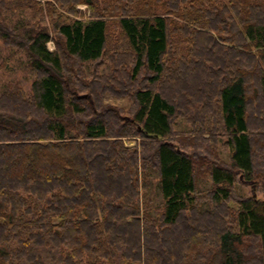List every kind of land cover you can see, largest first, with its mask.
I'll return each mask as SVG.
<instances>
[{
    "label": "trees",
    "instance_id": "1",
    "mask_svg": "<svg viewBox=\"0 0 264 264\" xmlns=\"http://www.w3.org/2000/svg\"><path fill=\"white\" fill-rule=\"evenodd\" d=\"M0 45V264H264V0H0Z\"/></svg>",
    "mask_w": 264,
    "mask_h": 264
},
{
    "label": "rangeland",
    "instance_id": "2",
    "mask_svg": "<svg viewBox=\"0 0 264 264\" xmlns=\"http://www.w3.org/2000/svg\"><path fill=\"white\" fill-rule=\"evenodd\" d=\"M80 9H84L83 7H80ZM48 48L50 50L53 49V45L51 43L48 44ZM7 51H5L2 46L0 45V63L3 60V58L5 56H7ZM11 64L9 65L11 67V72H6V69L4 67L1 68L0 70V88L3 85V82L5 81V79L7 80H13V81H17L20 83V85L22 86V88L24 89V91L28 90L29 86H30V82L32 80V74H30V72L25 69V58L23 56V54L18 55L16 58L12 59ZM100 69V66L97 67L96 71H98ZM6 80V81H7ZM86 96V95H85ZM106 104L108 105H112L115 108L121 109L123 110V116L124 118H128L129 116L127 115L128 113H132L134 108L132 106V103L129 99L124 98V99H106ZM191 127L185 123L184 120L179 119L176 121V125L173 126V130L175 132H177V134L179 135V137L177 136H173V140L174 143H176L178 140H181V143L186 147L187 152H192L193 149L191 147H189L188 142H190L188 139L190 138L192 140V137L197 136L196 133H191ZM188 137V138H187ZM187 138V140L185 141L184 139ZM127 145L132 146L134 143L130 142V143H126ZM198 151V150H197ZM198 153V152H197ZM217 153L219 155L220 159H224L226 160V149L224 147H222L221 144H217ZM151 182H155L154 179L152 178ZM249 186V185H247ZM210 187V181L208 179L199 182L198 185V189L200 192H205L208 188ZM238 190L241 194H252L253 197H257L258 199H264V196L262 194H256L254 191H252L250 188L248 187H238ZM154 192V191H153ZM152 198L154 200V204H157L158 202H160L159 199V195L156 194L155 192L152 195Z\"/></svg>",
    "mask_w": 264,
    "mask_h": 264
},
{
    "label": "water",
    "instance_id": "3",
    "mask_svg": "<svg viewBox=\"0 0 264 264\" xmlns=\"http://www.w3.org/2000/svg\"><path fill=\"white\" fill-rule=\"evenodd\" d=\"M248 185H251V183H248Z\"/></svg>",
    "mask_w": 264,
    "mask_h": 264
}]
</instances>
